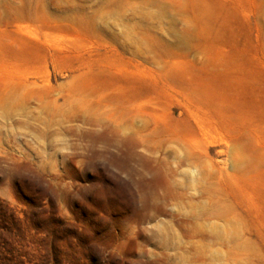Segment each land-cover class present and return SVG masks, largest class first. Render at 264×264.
I'll list each match as a JSON object with an SVG mask.
<instances>
[{
    "label": "rangeland",
    "instance_id": "1",
    "mask_svg": "<svg viewBox=\"0 0 264 264\" xmlns=\"http://www.w3.org/2000/svg\"><path fill=\"white\" fill-rule=\"evenodd\" d=\"M0 264H264V0H0Z\"/></svg>",
    "mask_w": 264,
    "mask_h": 264
}]
</instances>
